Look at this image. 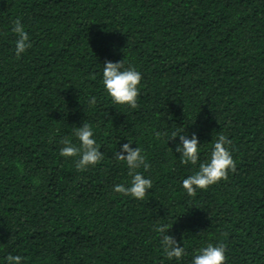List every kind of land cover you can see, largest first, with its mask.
Segmentation results:
<instances>
[{
	"label": "trees",
	"instance_id": "obj_1",
	"mask_svg": "<svg viewBox=\"0 0 264 264\" xmlns=\"http://www.w3.org/2000/svg\"><path fill=\"white\" fill-rule=\"evenodd\" d=\"M16 18L32 42L19 58ZM121 59L142 73L136 109L103 90V63ZM82 122L104 158L77 171L58 142ZM184 125L201 160L227 135L236 165L194 197L180 186L192 168L156 136ZM127 140L151 165L143 201L112 190ZM162 222L189 253L223 243L225 264H264V0H0V259L178 264Z\"/></svg>",
	"mask_w": 264,
	"mask_h": 264
},
{
	"label": "clouds",
	"instance_id": "obj_2",
	"mask_svg": "<svg viewBox=\"0 0 264 264\" xmlns=\"http://www.w3.org/2000/svg\"><path fill=\"white\" fill-rule=\"evenodd\" d=\"M10 31L15 35L14 55L19 58L32 47V42L26 26L20 18L11 22ZM142 80V73L132 65H126L124 60H105L101 68V83L103 90L110 99L111 105H126L130 109L138 107L137 97L139 94L138 85ZM96 96L88 98L89 106H95ZM72 138L63 137L59 140L61 157L74 158V167L77 171L87 170L95 166L104 158V152L100 151L94 132V126L88 122H82L80 126L72 129ZM159 138L163 136L166 143L175 142V152L179 153L180 164L192 168L189 175L180 181V186L188 197H194L198 190L207 189L220 180L228 179V172L235 170L230 145L231 139L223 133H218L212 141L211 148L206 157L201 160L200 141L195 132L186 133L185 125L176 128L171 132H157ZM131 140L119 145V150L113 153L116 160L122 161L127 168V178L124 183L113 185V191L143 201L146 193L152 189L153 180L146 176L151 165L147 160L143 149ZM168 145V143H167ZM173 153V149L168 146ZM176 219V218H175ZM173 222H162L154 225L153 230L157 233L164 258L167 261L175 260L183 264L187 257V264H225L227 257L226 248L223 243H207L189 253L183 244L169 234ZM25 258L19 254L8 253L0 264H24Z\"/></svg>",
	"mask_w": 264,
	"mask_h": 264
}]
</instances>
